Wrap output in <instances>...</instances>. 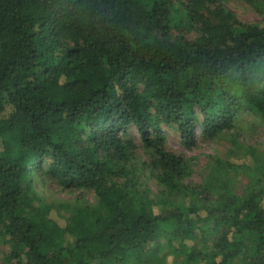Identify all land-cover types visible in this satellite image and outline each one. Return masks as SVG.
I'll return each mask as SVG.
<instances>
[{
  "label": "trees",
  "instance_id": "16d2710c",
  "mask_svg": "<svg viewBox=\"0 0 264 264\" xmlns=\"http://www.w3.org/2000/svg\"><path fill=\"white\" fill-rule=\"evenodd\" d=\"M256 1L247 23L227 0H0L2 264H264L262 182L236 193L214 158L186 183L161 128L194 143L264 117Z\"/></svg>",
  "mask_w": 264,
  "mask_h": 264
},
{
  "label": "rangeland",
  "instance_id": "374dc122",
  "mask_svg": "<svg viewBox=\"0 0 264 264\" xmlns=\"http://www.w3.org/2000/svg\"><path fill=\"white\" fill-rule=\"evenodd\" d=\"M257 0L256 3H258ZM226 6L242 22L255 23L263 18V13L256 5L250 4L247 0H227ZM162 133L166 136V147L177 155H181L190 161L193 173L186 183L198 185L206 179L211 172L212 160L219 158L233 164L237 172L229 174L231 185L236 193H241L247 186L259 180L264 186V117L251 113H243L235 120V127L225 135L215 139H209L202 135L200 129L197 130V138L194 143L182 141L179 133L172 127L162 125ZM129 131L133 134L139 145L137 154L140 160H149V153L142 146V142L134 127ZM146 183L153 193H157L159 186L150 172L146 173ZM82 192L90 202H95L96 198L92 191L75 190L67 193L63 190L51 186L44 190L48 200L53 197L59 199H74L78 193ZM61 213L66 218L71 217L70 205L61 209ZM166 249L161 251L165 252ZM8 248L0 244V264L2 257L7 253ZM161 253V254H162ZM168 254V251L165 253ZM163 259L169 263L173 262V256ZM181 259V258H179ZM96 264V263H95ZM133 264H140L134 262Z\"/></svg>",
  "mask_w": 264,
  "mask_h": 264
}]
</instances>
